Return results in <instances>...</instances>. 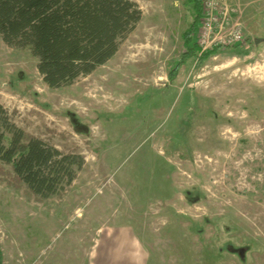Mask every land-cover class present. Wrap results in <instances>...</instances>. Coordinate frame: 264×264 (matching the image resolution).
Segmentation results:
<instances>
[{"label":"rangeland","instance_id":"374dc122","mask_svg":"<svg viewBox=\"0 0 264 264\" xmlns=\"http://www.w3.org/2000/svg\"><path fill=\"white\" fill-rule=\"evenodd\" d=\"M135 1L142 18L115 56L60 88L0 35L12 121L86 161L45 200L0 165L3 264H92L122 226L147 264H264V0H227L245 40L206 54L199 23L192 55L189 0Z\"/></svg>","mask_w":264,"mask_h":264},{"label":"trees","instance_id":"16d2710c","mask_svg":"<svg viewBox=\"0 0 264 264\" xmlns=\"http://www.w3.org/2000/svg\"><path fill=\"white\" fill-rule=\"evenodd\" d=\"M203 1H188L194 19L186 32L187 55L195 51ZM142 15L135 0H0V35L11 47L29 48L45 83L60 88L113 58ZM85 163L82 154L27 133L0 103V165L11 167L13 183L45 200L62 194Z\"/></svg>","mask_w":264,"mask_h":264},{"label":"built area","instance_id":"2783aa9c","mask_svg":"<svg viewBox=\"0 0 264 264\" xmlns=\"http://www.w3.org/2000/svg\"><path fill=\"white\" fill-rule=\"evenodd\" d=\"M235 10L227 0H204L198 41L203 50L233 46L245 40L241 24L235 21Z\"/></svg>","mask_w":264,"mask_h":264},{"label":"crops","instance_id":"0c3cea01","mask_svg":"<svg viewBox=\"0 0 264 264\" xmlns=\"http://www.w3.org/2000/svg\"><path fill=\"white\" fill-rule=\"evenodd\" d=\"M92 264H147L142 242L130 227H115L95 245Z\"/></svg>","mask_w":264,"mask_h":264}]
</instances>
